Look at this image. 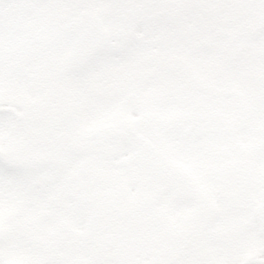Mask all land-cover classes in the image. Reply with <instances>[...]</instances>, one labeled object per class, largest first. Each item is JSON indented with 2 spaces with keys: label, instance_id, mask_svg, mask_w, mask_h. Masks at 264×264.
<instances>
[{
  "label": "snow or ice",
  "instance_id": "obj_1",
  "mask_svg": "<svg viewBox=\"0 0 264 264\" xmlns=\"http://www.w3.org/2000/svg\"><path fill=\"white\" fill-rule=\"evenodd\" d=\"M0 264H264V0H0Z\"/></svg>",
  "mask_w": 264,
  "mask_h": 264
}]
</instances>
